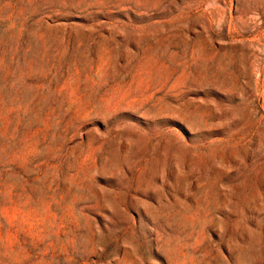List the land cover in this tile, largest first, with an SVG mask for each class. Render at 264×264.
I'll return each mask as SVG.
<instances>
[{
  "label": "rangeland",
  "instance_id": "1",
  "mask_svg": "<svg viewBox=\"0 0 264 264\" xmlns=\"http://www.w3.org/2000/svg\"><path fill=\"white\" fill-rule=\"evenodd\" d=\"M0 264H264V0H0Z\"/></svg>",
  "mask_w": 264,
  "mask_h": 264
},
{
  "label": "bare ground",
  "instance_id": "2",
  "mask_svg": "<svg viewBox=\"0 0 264 264\" xmlns=\"http://www.w3.org/2000/svg\"><path fill=\"white\" fill-rule=\"evenodd\" d=\"M211 5V4H210Z\"/></svg>",
  "mask_w": 264,
  "mask_h": 264
}]
</instances>
